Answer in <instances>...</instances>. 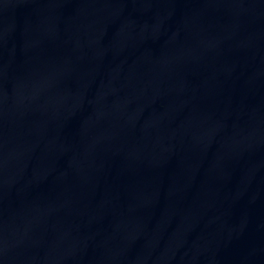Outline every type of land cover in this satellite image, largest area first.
<instances>
[{
    "label": "water",
    "instance_id": "obj_1",
    "mask_svg": "<svg viewBox=\"0 0 264 264\" xmlns=\"http://www.w3.org/2000/svg\"><path fill=\"white\" fill-rule=\"evenodd\" d=\"M0 264H264V0H0Z\"/></svg>",
    "mask_w": 264,
    "mask_h": 264
}]
</instances>
